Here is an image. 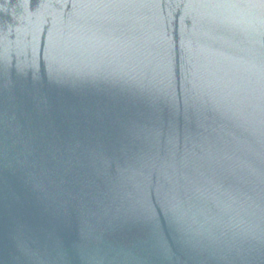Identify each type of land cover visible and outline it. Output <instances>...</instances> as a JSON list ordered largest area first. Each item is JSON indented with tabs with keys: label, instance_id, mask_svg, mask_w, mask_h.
Instances as JSON below:
<instances>
[{
	"label": "water",
	"instance_id": "water-1",
	"mask_svg": "<svg viewBox=\"0 0 264 264\" xmlns=\"http://www.w3.org/2000/svg\"><path fill=\"white\" fill-rule=\"evenodd\" d=\"M0 264H264V0H0Z\"/></svg>",
	"mask_w": 264,
	"mask_h": 264
}]
</instances>
